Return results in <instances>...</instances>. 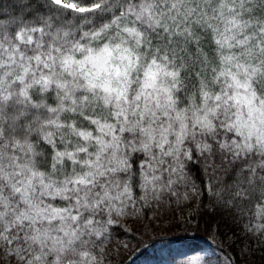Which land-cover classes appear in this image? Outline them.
<instances>
[{
	"label": "snow or ice",
	"instance_id": "1",
	"mask_svg": "<svg viewBox=\"0 0 264 264\" xmlns=\"http://www.w3.org/2000/svg\"><path fill=\"white\" fill-rule=\"evenodd\" d=\"M257 252L264 0H0V264Z\"/></svg>",
	"mask_w": 264,
	"mask_h": 264
},
{
	"label": "trees",
	"instance_id": "2",
	"mask_svg": "<svg viewBox=\"0 0 264 264\" xmlns=\"http://www.w3.org/2000/svg\"><path fill=\"white\" fill-rule=\"evenodd\" d=\"M250 259L254 260L255 261V264H259V261H260V253L257 252L255 257H250Z\"/></svg>",
	"mask_w": 264,
	"mask_h": 264
},
{
	"label": "rangeland",
	"instance_id": "3",
	"mask_svg": "<svg viewBox=\"0 0 264 264\" xmlns=\"http://www.w3.org/2000/svg\"><path fill=\"white\" fill-rule=\"evenodd\" d=\"M144 259H145V258L142 257L141 260L137 262V264H142V261H143Z\"/></svg>",
	"mask_w": 264,
	"mask_h": 264
},
{
	"label": "water",
	"instance_id": "4",
	"mask_svg": "<svg viewBox=\"0 0 264 264\" xmlns=\"http://www.w3.org/2000/svg\"><path fill=\"white\" fill-rule=\"evenodd\" d=\"M131 259H135V257H132ZM131 259H130V260H131Z\"/></svg>",
	"mask_w": 264,
	"mask_h": 264
}]
</instances>
